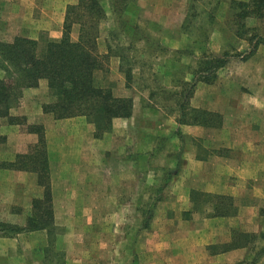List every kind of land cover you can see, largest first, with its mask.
I'll return each mask as SVG.
<instances>
[{
    "label": "crops",
    "instance_id": "crops-1",
    "mask_svg": "<svg viewBox=\"0 0 264 264\" xmlns=\"http://www.w3.org/2000/svg\"><path fill=\"white\" fill-rule=\"evenodd\" d=\"M246 1L248 0H215V12H211L215 23L224 14L232 20L235 12L231 10V4ZM76 2L77 0H0V40L9 43L16 36H20L38 40L42 48L44 44H40L39 34L57 32L58 36L55 38L59 39L63 31L67 6ZM100 2L103 6L102 0ZM41 3L48 5L44 8ZM104 10L106 13L105 8ZM136 10L139 11L141 8L133 3V7H129L128 11L121 15L124 17L127 12ZM112 13L115 14L113 10ZM187 13L188 8L178 26L181 34L190 33L187 27L182 26ZM203 14L206 16L207 12ZM263 16L264 14L259 17L249 15L245 20L249 17ZM142 18L143 22L150 24L149 19ZM245 20L243 37L237 36L236 28L234 29V37L240 38V42L246 41L248 45L244 52L235 53L242 59L241 68H247L245 72L242 69L227 72L231 55L221 45L215 49L213 55L224 57L226 62L216 68L212 80H206L204 78L206 73L201 71L200 62L206 57L205 54L210 56L212 53L203 47L205 37L195 36L193 39V44L196 45L193 53L197 57L190 75L196 82V90L194 96L192 92L185 100V113L181 109L183 99L187 98V91L179 89L178 97L181 100L178 98L177 110L172 116L171 112L163 113L156 108L153 101V91L156 87L144 85L136 87L134 82L140 79L141 71L135 68V64L145 62V56L133 58L116 52L115 56H110L115 57L111 61L115 69H110L109 79L106 80L101 70L109 64L108 55L111 47L106 43L100 44L98 41L100 37L97 39V50L105 58L103 68L93 72V84L97 87L110 88L115 97L132 99L131 114L128 117L113 118L109 130L96 136L94 124L84 115L57 118L52 112L44 111L43 106L52 100L45 78H39L36 86L21 89L17 103L8 108V116L24 118V122L18 120L11 123L6 117L0 119V212L1 217H5L1 223L23 226L27 218L24 221L19 211L32 210L35 200L41 199L44 193V188L38 181L37 171L12 165L19 156L26 154L30 147L38 144V133L29 130V124L37 123L43 130L49 168L52 226H55L56 222L57 195L66 191L75 192L72 185L79 182L76 175L79 171L87 169L94 163L97 168L101 166L107 172L98 174L100 181L107 180L115 172L114 177L118 178L117 186L121 192L134 194V185L137 186L139 183V160L151 159L153 162L155 158L151 157V154L153 155L156 145L165 147L166 131L170 135L172 131L182 140L169 141L168 149H178L181 156L174 168L168 171V176L175 180L184 197L182 212H185L183 213L185 217L171 219L173 222L167 224L174 225L177 224L174 220H181L178 223L188 225L190 228L180 236L179 233L170 236L174 246L164 245L163 251H149L148 255L159 257L163 264H249L253 256L250 253L251 234L256 235L255 250L260 251L264 245V214L258 212L260 202L264 200V42L254 45L255 36L264 35L251 34ZM125 29L123 34L130 31L127 27ZM100 34L101 28L99 36ZM76 37L71 35L72 39ZM240 42L236 40L231 42L234 52L240 47ZM186 46L182 43L179 47H165L167 52L159 54L158 56L163 57L153 62L155 69L164 74L169 84L175 81L172 72L181 68L180 60L184 57L182 55L189 53ZM128 65L131 67L128 68L130 77L127 79L125 67ZM4 76L5 70L0 68V79ZM250 79L255 84L254 90L249 85ZM147 80L149 82V79ZM187 81L188 77L184 75L183 83L187 84ZM157 90L159 93L162 90L163 94H166L164 88L159 87ZM208 91L210 92L207 93ZM192 96L193 101L190 103L189 99ZM189 110H196L201 116L195 119L189 117ZM156 113L163 116L157 117ZM206 114L215 118L204 121ZM185 137L191 139L190 144L183 140ZM192 145L196 148H190ZM199 146H205L204 153ZM164 157L166 158V155ZM214 173L215 189L212 188L211 180ZM91 176L86 175L84 181ZM209 191L215 192V196L230 198L232 204L230 205L229 201L228 208H231L232 214L213 216L210 212L208 218L204 216L192 218L191 193L214 194ZM135 193H139L138 188L135 189ZM195 206L202 211L207 208L211 211L213 208L212 205ZM167 221L168 219H164L160 222L166 224ZM135 224L139 225L138 219ZM214 224L215 228L211 227L215 229V235L206 236L211 230L208 225ZM40 230L42 229L20 232L12 236L1 233L0 241L3 244H10L14 237L22 233ZM219 231L220 233H217ZM236 234H242L240 238L242 244L230 245L237 240ZM166 238L168 237L165 236L164 239L167 240ZM132 252L134 253L133 250ZM135 252L139 251L136 249ZM254 256H258L259 264H264V250Z\"/></svg>",
    "mask_w": 264,
    "mask_h": 264
},
{
    "label": "rangeland",
    "instance_id": "rangeland-1",
    "mask_svg": "<svg viewBox=\"0 0 264 264\" xmlns=\"http://www.w3.org/2000/svg\"><path fill=\"white\" fill-rule=\"evenodd\" d=\"M110 1L102 0L107 12L99 25L101 34L98 41L100 44L110 45L111 50L108 55L109 64L101 71L104 72L103 75L108 80L110 69H115V65L111 63L115 57L110 58V56H115L116 52L133 58L145 56V62L135 64V68L141 71V77L134 83L136 87L143 85L156 87V90L153 91V101L158 111L171 112L173 116L177 110L176 102L181 100L178 97L180 88L185 92H193V96L195 94L196 82L192 80L190 75L197 57L193 53L196 50H194L196 45L193 44L195 36L206 38L203 47H206L207 51L210 50L209 53L212 54H215V49L223 45L231 55V63L227 72L231 73L236 69H242V59L235 53L244 52L248 47L247 42L244 40L240 42V38L234 37L235 25L226 14L217 19L215 23V19L211 15L212 11L215 12V0L197 1V7L194 10L197 17L193 20L197 26H190L189 34H181L178 30L188 8L189 0H127L128 7H133L134 3L139 5L141 10L127 12L121 19L116 17L126 10L122 11L124 8L122 6L123 8L119 7L120 10L114 11L115 14H113ZM112 1H116L114 3L117 6L120 5V0ZM121 1V4L124 5V0ZM47 5L48 3H41L44 8ZM205 12L207 14L203 16ZM142 17L149 19L148 23L150 24L143 22ZM245 23L250 28L251 34L264 35V16L261 18L249 17ZM215 25H217L216 28ZM126 27L130 31L123 34ZM77 29L78 26L74 25L71 31L73 37L77 36ZM143 31L149 34L147 41L138 40ZM57 34V32L39 34L40 44L43 45L45 39H57L55 38L58 36ZM235 40L240 42V47L236 52L231 46V42ZM182 43L187 45L189 53L182 55L184 57L180 60L182 62L181 68L172 72L175 81L173 84H169L166 82L164 74L155 69L153 62L163 57L158 55L167 52L165 47H179ZM257 55L259 56V54ZM130 67L128 65L125 68ZM246 69L243 68L242 71L245 72ZM184 75L188 77L187 84L183 83ZM191 84L193 85L191 86ZM213 84L215 86V82ZM249 85L254 90L253 80L250 79ZM159 87L164 88L166 94H163L162 90L159 93L157 90ZM213 90L215 91V88ZM193 96L189 99L190 103L193 101ZM195 101L196 98H194ZM156 115L157 117L163 116V114L157 113ZM29 125L39 124L32 123ZM163 135L162 132V137L159 135L157 137L163 139ZM165 135L168 140H166V146L156 145L153 155L151 154V157L155 158L153 162L151 159L150 161L147 159L139 160V183L137 186L134 185V194L121 192L117 186L118 178L114 177L115 172L112 177L100 181L98 174L107 172L101 166L97 168L94 163H91L87 169L76 174L79 182L72 185V190L75 192L66 191L57 195L55 226L50 224L40 231L22 233L20 236L14 237L10 244H3L0 241V264H163L159 257H150L149 251H163L164 245L174 246L170 236L178 233L180 236L181 233H186V230L190 228L188 225L178 223L181 220H174L177 223H173L174 225L167 224L173 222L171 219L185 217V212H182L184 197L175 184V180L168 176V171L174 168L181 154L178 149L169 150L167 143L182 139L172 131L171 135L168 131ZM183 140L188 144L191 142L189 137H185ZM203 147L199 146L202 153L205 149V146ZM190 148L196 147L192 145ZM213 149L215 150V143ZM88 174L92 175L91 178H86L84 181ZM211 180L213 182L212 188L215 189V173ZM136 188L139 190L138 194L135 193ZM212 193L215 194V192ZM213 199L216 203L217 199ZM209 201L211 200L206 194H197L195 201L192 202L193 211L190 216L192 218L203 216L208 218L207 216L212 210L207 208L202 211L195 205H212V202ZM42 211L44 213V210ZM19 212L23 215L24 221L32 214L31 209L20 210ZM258 212L264 214V200L260 202ZM1 214L0 212V224H3L1 220L5 217H1ZM137 219L139 225L135 224ZM164 219H168L166 224L160 222ZM211 226L215 228V224L208 225L211 230L206 236L215 235V229H212ZM165 236L168 237L167 240L164 239ZM251 243L250 253L253 256H251L249 264H259L258 256L254 255L259 254L261 250H255L256 242ZM136 249L139 252H135ZM183 259L184 257L181 258V260ZM177 260L179 261V258Z\"/></svg>",
    "mask_w": 264,
    "mask_h": 264
},
{
    "label": "trees",
    "instance_id": "trees-1",
    "mask_svg": "<svg viewBox=\"0 0 264 264\" xmlns=\"http://www.w3.org/2000/svg\"><path fill=\"white\" fill-rule=\"evenodd\" d=\"M126 1L124 0V5H122L120 0V5L117 6L114 3L116 1L111 0V10L118 12L119 7H124L122 11H127L129 7L128 1ZM197 1H189L188 13L182 24L187 29L192 25L197 26L193 21L197 17V13L194 12ZM231 10L235 12V16L232 18L236 28L235 34L243 37L246 16H262L264 0L233 2ZM123 13H119V19L122 18L121 14ZM105 14L100 0H77L75 4L67 6L63 31L59 39H45L42 48H40L38 40L20 36H16L9 43L0 41V68L5 70V76L0 79V119L6 117L11 123L18 120L24 122V118L8 116V108L17 103L21 89L36 86L39 78L47 80L49 94L52 98L50 103L43 106V110L52 112L57 118L84 115L89 122L94 124L96 136L111 128L113 118L128 117L132 109L131 98L115 97L110 88L97 87L93 84V72L103 68L105 58L97 50L99 25ZM74 25L78 26L76 39H72L70 35ZM148 37L149 34L143 31L138 39L147 41ZM255 38L254 45L264 42V37L255 36ZM204 57L200 62V69L206 73L204 78L209 81L215 77L216 68L222 66L226 60L222 56L213 54L210 56L205 54ZM125 76L127 79L130 77L129 69H125ZM190 96L191 92L187 91V98L183 99L181 109L184 113L186 112L185 100ZM206 115L204 121L212 120L214 117ZM188 116L195 119L201 115L196 110H189ZM28 129L38 133V144L32 146L28 153L19 156L12 165L37 171L38 181L43 186L44 193L41 199L35 200L32 214L27 218L24 226L0 224V231L6 236L43 229L53 221L49 168L43 130L40 125H28ZM197 194L199 193H191L193 202ZM206 196H209V200H211L209 202H212L213 216L215 214L229 215L232 212L231 208H228V202L230 201V205L232 204L230 198L215 196V194H206ZM213 198L217 199L216 203ZM241 237L242 234L237 235V240L233 239L234 241L230 245H241ZM255 237V234H251L252 242ZM263 250L264 245L261 251Z\"/></svg>",
    "mask_w": 264,
    "mask_h": 264
}]
</instances>
